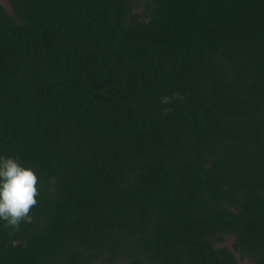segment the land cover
I'll list each match as a JSON object with an SVG mask.
<instances>
[{
  "label": "trees",
  "instance_id": "16d2710c",
  "mask_svg": "<svg viewBox=\"0 0 264 264\" xmlns=\"http://www.w3.org/2000/svg\"><path fill=\"white\" fill-rule=\"evenodd\" d=\"M7 1L0 264H264V0Z\"/></svg>",
  "mask_w": 264,
  "mask_h": 264
},
{
  "label": "clouds",
  "instance_id": "9594fccd",
  "mask_svg": "<svg viewBox=\"0 0 264 264\" xmlns=\"http://www.w3.org/2000/svg\"><path fill=\"white\" fill-rule=\"evenodd\" d=\"M180 93L161 97L163 104L183 101ZM165 108L164 112H170ZM39 178L32 168L21 165L18 157H0V220L18 231L21 223H31V210L38 204Z\"/></svg>",
  "mask_w": 264,
  "mask_h": 264
},
{
  "label": "rangeland",
  "instance_id": "374dc122",
  "mask_svg": "<svg viewBox=\"0 0 264 264\" xmlns=\"http://www.w3.org/2000/svg\"><path fill=\"white\" fill-rule=\"evenodd\" d=\"M0 2H1L4 6L8 7V1H7V0H0ZM225 243H226L228 246H231V244H232V236H227V239H226ZM239 264H250V263H249V262H245V261H243V260H239Z\"/></svg>",
  "mask_w": 264,
  "mask_h": 264
}]
</instances>
